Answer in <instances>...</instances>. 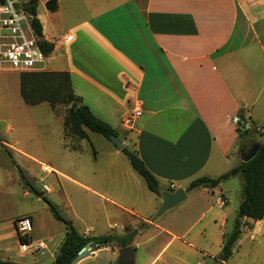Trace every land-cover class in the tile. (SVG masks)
Wrapping results in <instances>:
<instances>
[{"label":"crops","instance_id":"crops-1","mask_svg":"<svg viewBox=\"0 0 264 264\" xmlns=\"http://www.w3.org/2000/svg\"><path fill=\"white\" fill-rule=\"evenodd\" d=\"M57 4L55 12L40 14L37 9L43 40L54 45L44 70L69 73L81 103L116 132L122 131L121 141L133 145L161 191L184 189L197 211L187 225L174 218L160 223L155 216L162 199L155 207L138 199L132 204L117 200L113 205L125 214L121 232H114L116 224L102 235L92 228L78 231L116 239L136 232L128 245L135 264L137 250L143 246L149 251L158 236L165 242L142 264H207L206 259L215 264L230 233L224 211L230 199L221 189L223 182L216 188L187 189L195 179L217 178L235 167L223 169L239 139V114L263 134L264 0H57ZM63 133L64 148L70 151H81L80 142L89 140L67 135L65 121ZM220 195L226 199L223 206L217 202ZM27 215L34 232L35 219ZM263 223L264 219L257 221L256 226ZM13 233L15 246L0 248L1 261L55 263V253L38 263L36 257L43 254L23 248L16 230ZM139 238L144 241L138 243ZM122 248L117 240L91 246L90 254L77 264L118 263ZM192 254L198 262H191Z\"/></svg>","mask_w":264,"mask_h":264},{"label":"rangeland","instance_id":"rangeland-1","mask_svg":"<svg viewBox=\"0 0 264 264\" xmlns=\"http://www.w3.org/2000/svg\"><path fill=\"white\" fill-rule=\"evenodd\" d=\"M18 1L26 8L31 0ZM47 1L39 0L38 13L48 11ZM2 43L4 41L0 39V45ZM39 67L45 65L39 64ZM52 110L47 103L35 107L24 103L20 94L19 74L4 64L2 66L0 55V248L15 246L13 223L31 214L36 222L32 246L37 239L46 243L48 248L44 256L39 254L36 257L38 263L49 260L67 232L66 225L56 219L43 197L52 201L77 229L83 232L92 228L96 235L110 231V224H116L114 232H121L125 214L113 205L114 201L124 200L132 204L138 199L142 204L152 202L155 207L162 199L148 189L128 157L102 135L89 132V140L80 142L81 151L64 148L63 121L66 122L68 118L70 105H59ZM260 125L263 134L248 123L251 132L245 135L243 125L239 124L240 135L236 148L223 169L228 170L240 164L243 158L240 147L243 143L248 140L264 142V120ZM121 132L117 131L120 140L123 139ZM5 142L12 147L4 145ZM108 146L112 151L108 150ZM128 148L134 150L132 144ZM44 167L50 171H45ZM221 189L230 199L224 211L229 215L228 232H231L243 199V177L237 176L223 182ZM220 197L226 201L224 196ZM192 199L189 197L161 216H157V211L155 218L162 219L160 223L169 218H174L179 224L191 223L197 215ZM138 226L141 227V224ZM153 232L156 234L155 230ZM240 239L234 245L229 264H264V223L256 226V222H248ZM143 241V238L137 240L138 243ZM163 242L164 236H158L150 242L149 251L140 247L136 264L148 261ZM197 258L192 254L191 262H198ZM206 263L213 264L209 259H206Z\"/></svg>","mask_w":264,"mask_h":264},{"label":"trees","instance_id":"trees-1","mask_svg":"<svg viewBox=\"0 0 264 264\" xmlns=\"http://www.w3.org/2000/svg\"><path fill=\"white\" fill-rule=\"evenodd\" d=\"M2 1V0H1ZM48 11L55 12L58 8L57 0H48L46 2ZM26 10L32 15L31 26L39 38V46L46 57L52 53L54 45L43 40V28L37 18V4L27 5ZM21 96L24 102L29 106H37L43 103L50 105L52 109L59 105H70L68 118L65 122V131L67 135L80 139H89L88 131L97 133L108 139L111 135L118 137L115 129L106 121L97 117L92 110L81 103V99L73 91L71 77L67 72H24L20 74ZM239 124L243 125L244 134L251 132V127L247 128L248 121L239 114ZM239 131V126H238ZM240 135V131H239ZM114 144V143H113ZM255 144L260 148L257 155L249 162L243 160L217 178L200 177L192 181L187 191L203 187L216 188L222 182L232 177L241 175L243 177V200L239 206L237 216L233 223L232 231L224 238L221 253L216 257L215 264H228L233 255V248L243 233V228L248 226V220L254 222L264 219V142H255L248 140L240 147V151L247 153ZM116 147V145L114 144ZM117 148V147H116ZM125 154L134 170H136L145 180L148 189L159 197H162L158 179L146 167L145 163L139 157L136 150H131L127 146L121 151ZM38 194V190L35 189ZM174 192V191H171ZM50 206L54 216L66 225L69 236L56 255L54 264H73L79 257L80 251L87 246H101L117 240L121 247H127L136 232L128 234L126 237L118 238L109 236H85L81 234L71 221L66 219L58 210V207L48 198L43 197ZM19 242L22 245L31 243L30 237H21L18 235ZM0 264H16L11 261H1Z\"/></svg>","mask_w":264,"mask_h":264},{"label":"built area","instance_id":"built-area-1","mask_svg":"<svg viewBox=\"0 0 264 264\" xmlns=\"http://www.w3.org/2000/svg\"><path fill=\"white\" fill-rule=\"evenodd\" d=\"M19 3V8L15 7ZM32 15L26 10L24 5L18 0H0V38L4 43L0 45L1 64L8 69L17 72H27L34 70H44L39 64H45L46 56L39 46V38L36 36L31 26ZM140 110H136V115H140ZM174 186L172 185L171 188ZM219 205L225 202L221 197L217 198ZM16 233L21 237H30L33 232V223L29 216L18 218L14 222ZM33 241L29 245L31 250L37 249L41 254L47 250L43 241Z\"/></svg>","mask_w":264,"mask_h":264},{"label":"water","instance_id":"water-1","mask_svg":"<svg viewBox=\"0 0 264 264\" xmlns=\"http://www.w3.org/2000/svg\"><path fill=\"white\" fill-rule=\"evenodd\" d=\"M38 2L39 0H31L29 4L34 5V4H37ZM20 6L21 5L19 3H15L16 8H19ZM110 139L116 145L119 151H122L126 147V144L122 142L116 135H111ZM259 148H260V145L255 144L247 153H244L243 158H242L243 162H249L250 160H252L257 155ZM186 197H187L186 193L184 189L182 188L177 189L174 193H163L162 204L160 206V209L158 210L157 216H161L168 210L175 208L180 203L185 201ZM68 236H69V232L67 231L61 243L59 244L57 251L55 252V256L58 254L63 244L66 242ZM107 244H103L101 246H104ZM101 246H97V247H101ZM90 247L91 246H87L83 248L79 253V257L73 262V264H77L78 262L81 261L83 257H86L87 255H89ZM119 256L120 257H119L117 264H135L134 250L131 246L122 248L119 252Z\"/></svg>","mask_w":264,"mask_h":264},{"label":"bare ground","instance_id":"bare-ground-1","mask_svg":"<svg viewBox=\"0 0 264 264\" xmlns=\"http://www.w3.org/2000/svg\"><path fill=\"white\" fill-rule=\"evenodd\" d=\"M44 170H45V171H50L49 168H47V167H44Z\"/></svg>","mask_w":264,"mask_h":264}]
</instances>
